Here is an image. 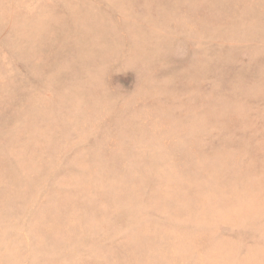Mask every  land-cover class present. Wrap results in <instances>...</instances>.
Instances as JSON below:
<instances>
[{"label": "rangeland", "instance_id": "obj_1", "mask_svg": "<svg viewBox=\"0 0 264 264\" xmlns=\"http://www.w3.org/2000/svg\"><path fill=\"white\" fill-rule=\"evenodd\" d=\"M0 264H264V0H0Z\"/></svg>", "mask_w": 264, "mask_h": 264}]
</instances>
